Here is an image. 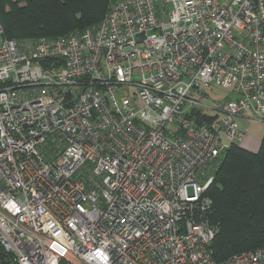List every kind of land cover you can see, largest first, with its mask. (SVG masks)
<instances>
[{"label": "built area", "instance_id": "obj_1", "mask_svg": "<svg viewBox=\"0 0 264 264\" xmlns=\"http://www.w3.org/2000/svg\"><path fill=\"white\" fill-rule=\"evenodd\" d=\"M242 120L264 124V0H113L58 38L0 18V264H264L216 262L196 221Z\"/></svg>", "mask_w": 264, "mask_h": 264}, {"label": "trees", "instance_id": "obj_2", "mask_svg": "<svg viewBox=\"0 0 264 264\" xmlns=\"http://www.w3.org/2000/svg\"><path fill=\"white\" fill-rule=\"evenodd\" d=\"M111 1L0 0L4 37L58 38L96 27ZM203 115L199 123L212 118ZM203 198L209 204L198 208L196 221L215 229L208 249L216 262L264 248V136L255 151L228 150Z\"/></svg>", "mask_w": 264, "mask_h": 264}, {"label": "crops", "instance_id": "obj_3", "mask_svg": "<svg viewBox=\"0 0 264 264\" xmlns=\"http://www.w3.org/2000/svg\"><path fill=\"white\" fill-rule=\"evenodd\" d=\"M251 124L252 122H248L246 120H242L241 121V125H242V128L248 132H253L251 130H255L254 128L251 127ZM264 132V129H262L259 133V139L262 138V134ZM249 140V138H247L245 144H244V147H246V149H249V150H252V151H255L258 149V147H260V144H261V140Z\"/></svg>", "mask_w": 264, "mask_h": 264}, {"label": "rangeland", "instance_id": "obj_4", "mask_svg": "<svg viewBox=\"0 0 264 264\" xmlns=\"http://www.w3.org/2000/svg\"><path fill=\"white\" fill-rule=\"evenodd\" d=\"M214 90L216 92H222L225 95L229 94L228 90H224L222 88H215ZM251 127L254 128L255 130H251L253 132H248L249 140H258L260 131L262 129H264V124L262 122H260V121H252ZM263 136H264V132L262 134V138H263ZM262 138L259 139V140H262Z\"/></svg>", "mask_w": 264, "mask_h": 264}, {"label": "clouds", "instance_id": "obj_5", "mask_svg": "<svg viewBox=\"0 0 264 264\" xmlns=\"http://www.w3.org/2000/svg\"><path fill=\"white\" fill-rule=\"evenodd\" d=\"M243 149H246V147H242Z\"/></svg>", "mask_w": 264, "mask_h": 264}]
</instances>
